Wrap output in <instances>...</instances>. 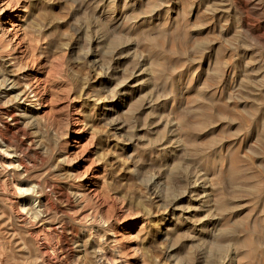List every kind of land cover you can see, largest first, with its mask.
<instances>
[{
  "label": "rangeland",
  "instance_id": "rangeland-1",
  "mask_svg": "<svg viewBox=\"0 0 264 264\" xmlns=\"http://www.w3.org/2000/svg\"><path fill=\"white\" fill-rule=\"evenodd\" d=\"M0 40L41 193L0 169V264H264V0H0Z\"/></svg>",
  "mask_w": 264,
  "mask_h": 264
},
{
  "label": "bare ground",
  "instance_id": "bare-ground-1",
  "mask_svg": "<svg viewBox=\"0 0 264 264\" xmlns=\"http://www.w3.org/2000/svg\"><path fill=\"white\" fill-rule=\"evenodd\" d=\"M12 59H14V58H12ZM12 59L8 60L6 62V64L0 63V100H2V101H0V124H1L0 125V169H2L3 172L2 171L1 172L4 173L3 179H1L2 180L1 185L3 186L2 189L4 188V190H6V191L10 189V191H13L14 195H16L15 194L16 192L22 191V190H23L22 193H26L28 191H31L30 194L28 192V195H30L28 197L23 196V195L18 197V195H17V197L15 199H13V200L10 199L11 207L15 210L14 212H15L17 218H20L21 221H23V220L25 221L26 218L20 212V207L23 208L22 204L24 203L25 198L26 199L27 198L30 199L32 197L38 198L41 196L40 195L41 193L38 190L39 186H36V183H35V185L30 184L31 186L27 190H24V189H22V187H20V186H22V184H21L22 182H21V180H19V177L23 174L28 176L29 172L27 170L28 167L24 164V162L22 160H20L19 156L16 154L15 147L12 145V140L16 138L15 134L22 132V130H20V128H19V116H24V119L27 122H37L36 118L34 116L35 112L33 110L34 109L37 110L38 107H40V101L37 98H34L35 96H32L33 99L28 103L29 104L28 106H26V107L19 106L20 110H15V108L12 107L13 104H15L19 101L26 102L29 98L28 93H30V90H31L29 87L28 88L25 87L24 89L21 90V88H19L17 86L18 82L16 83L17 80L15 81L14 76H13L12 71H11V68L12 69L14 68V67H12L13 66ZM8 193H9V191H8ZM10 194H12V193H10ZM42 200H43V198H42ZM40 204L38 206V209L34 208V210L30 211V208H31L30 207L29 211L33 215V216H31L33 218L32 220H34V221L37 220L38 222H41L40 225L41 224L43 225L44 223H47V222L45 221L46 215H43L42 210H40V208H41ZM42 205H45V204L42 203ZM30 213H28V214H30ZM44 225H47V224H44ZM48 228L49 227H47V229ZM89 228L86 227L87 230L86 229L85 230L90 232L91 229H89ZM91 237H92L93 243H96V239H97L98 245H95V244H92L90 246L88 245L89 248L92 249V251L90 253H88L84 248V250H83L84 254L83 255L84 256L88 255V254L90 255V260H89L88 264L89 263L90 264H108L109 260H111V258H110V256H109L110 259L108 258L106 252L104 251V248L100 245L102 239L101 240L98 239V236L96 234L95 235L92 234ZM35 239L37 240V238H35ZM88 239L91 240V238H89V236H88ZM86 243L88 244V242H86ZM89 243H90V241H89ZM64 244H66V242ZM65 247H66V245H63V249ZM38 252H41V255L45 256V260H48V261L50 260V258H49L50 255L49 256L47 255L48 252L46 253V247L45 246H42V245L39 246ZM83 255H82V257H83ZM85 259L88 260V257L86 258V256H85ZM94 261H96L97 263H95Z\"/></svg>",
  "mask_w": 264,
  "mask_h": 264
}]
</instances>
